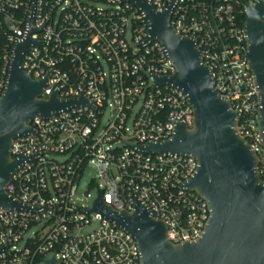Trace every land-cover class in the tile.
<instances>
[{"label":"built area","instance_id":"1","mask_svg":"<svg viewBox=\"0 0 264 264\" xmlns=\"http://www.w3.org/2000/svg\"><path fill=\"white\" fill-rule=\"evenodd\" d=\"M146 1L158 12L172 1L168 25L193 39L214 90L237 113L236 132L255 153L264 184L259 100L243 57L244 10L257 0ZM29 26L36 43L25 47L19 67L46 79L40 97L81 94L85 103L35 116L30 132L11 139V158H31L4 187L26 209H0V264H45L51 257L57 264H140L134 238L87 211L97 189L115 210L130 211L138 200L163 222L171 243L197 239L209 209L183 186L196 160L136 148L168 139L176 122L192 125L187 95L155 84L153 76H169L174 66L157 40L146 41L142 12L130 0H0V97L13 49ZM87 167L96 170L95 195L91 204H80L73 196Z\"/></svg>","mask_w":264,"mask_h":264},{"label":"water","instance_id":"2","mask_svg":"<svg viewBox=\"0 0 264 264\" xmlns=\"http://www.w3.org/2000/svg\"><path fill=\"white\" fill-rule=\"evenodd\" d=\"M130 1L147 22L146 41L157 40L174 66L169 76H153L155 84L181 89L192 107L190 128L176 122L168 139L136 148L146 153L193 157L195 172L183 186L206 201L208 218L197 239L173 244L166 238L163 222L152 218L138 200L130 211L115 210L102 202L97 189L87 211L99 213L129 233L136 241L140 264H264V184L255 170V153L236 132L237 113L214 90L210 71L201 62L193 39L178 35L168 25L172 1L161 12L146 0ZM244 15L243 57L256 85L257 123L264 150V0L246 7ZM33 31L29 26L24 40L15 45L0 97V209H26L4 189L14 169L31 158H11V139L30 132L27 123L35 116L47 117L85 103L81 94L77 99H61L52 91L47 98L40 97L46 79H33L19 67L25 47L36 43L29 38ZM44 262L57 264L53 257Z\"/></svg>","mask_w":264,"mask_h":264},{"label":"rangeland","instance_id":"3","mask_svg":"<svg viewBox=\"0 0 264 264\" xmlns=\"http://www.w3.org/2000/svg\"><path fill=\"white\" fill-rule=\"evenodd\" d=\"M96 180V170L93 167H87L79 180L78 186L74 193L73 199L80 204L88 203L91 204V200L95 195V189L93 187V180ZM89 193L88 197H85V193ZM94 225L84 228V231L89 230Z\"/></svg>","mask_w":264,"mask_h":264}]
</instances>
